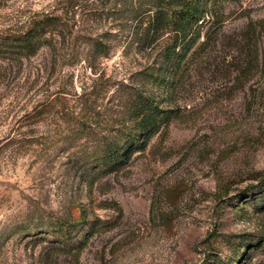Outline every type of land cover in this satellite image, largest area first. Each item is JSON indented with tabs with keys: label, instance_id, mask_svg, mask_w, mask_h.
Wrapping results in <instances>:
<instances>
[{
	"label": "rangeland",
	"instance_id": "1",
	"mask_svg": "<svg viewBox=\"0 0 264 264\" xmlns=\"http://www.w3.org/2000/svg\"><path fill=\"white\" fill-rule=\"evenodd\" d=\"M202 9L186 38L151 21V0H0V28L33 13L61 22L0 82V264H227L234 237L264 233V208L220 200L264 175V0ZM132 90L163 99L166 116L118 172L92 181L76 132L121 123ZM27 212L91 231L70 254L27 244ZM244 264H264V250Z\"/></svg>",
	"mask_w": 264,
	"mask_h": 264
},
{
	"label": "trees",
	"instance_id": "2",
	"mask_svg": "<svg viewBox=\"0 0 264 264\" xmlns=\"http://www.w3.org/2000/svg\"><path fill=\"white\" fill-rule=\"evenodd\" d=\"M151 3L156 12V16L151 19L152 22L161 28L178 25L184 32L182 37L187 38L191 33L192 24L200 21L198 12L203 8L204 0H151ZM201 18L202 24L203 12ZM60 32L61 22L53 13H33L20 26L16 23L0 28V82L15 68L20 69L24 59L36 56L46 45L51 46ZM62 38L65 39V36ZM190 38L191 42L194 38ZM77 41L78 39L71 38L68 48L71 50L75 48ZM79 41L88 43L91 47L100 46L104 53L108 48L102 41L84 34L80 35ZM147 78L151 86L152 75L149 74ZM167 81H169L167 75L161 76L159 80L161 87ZM161 95L162 97L165 95L164 90ZM122 98L125 117L121 123L119 121L113 126L111 122H107L102 127L103 131L97 129L87 131L83 125L76 132L80 137L85 135L89 139L85 144H88L87 153L83 157L88 154L89 159L86 163H89L90 171L87 170V174L92 181L118 172L125 163L124 158L135 151L144 149L145 141L158 132L166 116V107H159L163 99L159 100L153 93L132 90L124 97L120 96V100ZM81 148L82 146H74L72 149L80 151ZM43 152L46 155L50 153L49 150ZM224 195L220 200L230 205L236 204L240 199L246 202L250 199L254 207L264 208V175L256 184L247 185L235 195L230 197ZM256 201L257 204H255ZM22 216L25 219L22 230L27 244L39 245L46 242L50 248L69 254L85 244L88 233L91 231L88 227L79 236L74 231L76 227H79L78 221L59 218L50 212H47L45 216L50 220L47 225H42L40 222V219L45 218L44 216L36 215L35 217L33 213L28 212L23 213ZM232 248L234 253L227 264H244L249 254L264 250V233L258 231L234 237Z\"/></svg>",
	"mask_w": 264,
	"mask_h": 264
}]
</instances>
